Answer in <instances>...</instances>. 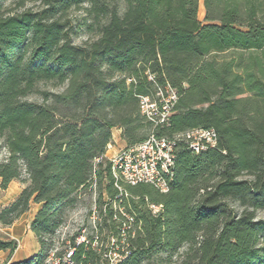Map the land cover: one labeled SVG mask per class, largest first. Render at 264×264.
<instances>
[{"label": "trees", "instance_id": "1", "mask_svg": "<svg viewBox=\"0 0 264 264\" xmlns=\"http://www.w3.org/2000/svg\"><path fill=\"white\" fill-rule=\"evenodd\" d=\"M203 10L200 22L198 0L0 2V185L22 186L0 227L39 206L29 225L39 251L10 264H46L93 186L104 240L117 235L114 216L124 221L113 205L133 217L120 264H264V0H203ZM149 75L177 94L157 136H217L199 154L178 144L165 194L115 183L105 158L113 129L126 146L148 136L138 97L154 95ZM75 237L74 264H99ZM16 248L0 240V251Z\"/></svg>", "mask_w": 264, "mask_h": 264}, {"label": "built area", "instance_id": "2", "mask_svg": "<svg viewBox=\"0 0 264 264\" xmlns=\"http://www.w3.org/2000/svg\"><path fill=\"white\" fill-rule=\"evenodd\" d=\"M148 80L154 84V97H138L140 115L151 126L148 136L140 143L118 148L111 156H107L112 148V143L109 144L105 158L110 163L115 183L130 186L146 184L160 194H165L171 180L178 144L182 143L192 153L199 154L206 149L215 148L217 136L214 130L202 128L187 130L171 138L157 136L155 131L167 124L171 110L177 102V94L169 85L158 86L152 75L148 76ZM149 210L152 216H157L162 206L150 205ZM102 211L104 214V209ZM119 213L124 221L113 217L117 235L109 233L104 240V235L100 232L102 214L96 204H93L89 215L90 234L87 235L85 230H82L74 239L75 245H82L85 250L99 253L102 260L99 264H120L129 254L125 243L126 231L130 229L134 220L128 213L121 210ZM74 253L75 248L68 244V248L61 256L51 251L46 264H74Z\"/></svg>", "mask_w": 264, "mask_h": 264}, {"label": "rangeland", "instance_id": "3", "mask_svg": "<svg viewBox=\"0 0 264 264\" xmlns=\"http://www.w3.org/2000/svg\"><path fill=\"white\" fill-rule=\"evenodd\" d=\"M16 1L17 0H0V2L5 7H9ZM27 6H30V5H27ZM71 16L76 24L80 23L81 18H82L81 12L72 13ZM203 18H204L203 0H198L197 19L198 21L202 22ZM84 40H86V37L80 36L74 40V44L78 45ZM150 97H154V95ZM30 100H34V98H30ZM116 142L117 143H113L112 141L111 151L113 152H115L118 149V146L122 145V143L119 140H116ZM108 156H111V153H109ZM105 183L106 182L103 181V185ZM18 189H22V186L18 182H15L11 186L7 187L6 189H2L0 185V204H3L9 199H11L14 193H16ZM101 196H102V201L103 200L105 201L106 200L105 194L102 193ZM98 198H99V193L97 191L96 186H93V188L91 189V193L87 191L86 193L81 195V200H80L78 207L75 210L66 214V217L64 218L62 226L56 231L54 238H53L55 247L53 248L52 251H55L56 253L61 252V255H62V253H64L65 250L68 248L69 238L76 236L82 230H85V234L87 235L90 234L89 215L93 207V204L96 203ZM113 209L119 211L116 205H113ZM256 219L264 220V210L258 211L256 213ZM3 234L4 233L3 231H1V227H0V238L3 237ZM61 242H62V246L60 245ZM175 260L176 258L174 259V261Z\"/></svg>", "mask_w": 264, "mask_h": 264}, {"label": "crops", "instance_id": "4", "mask_svg": "<svg viewBox=\"0 0 264 264\" xmlns=\"http://www.w3.org/2000/svg\"><path fill=\"white\" fill-rule=\"evenodd\" d=\"M112 138L113 143H117L116 140H119L122 145L118 146L121 148L125 146L124 142L120 139V133L118 130H112ZM113 153V151H108V154ZM15 182H10L7 187L11 186ZM21 189H18L16 193H14L13 197L6 201L3 204H0V209L6 207L10 204L20 193ZM38 205H32L30 210L22 215L16 222H14L10 227L3 228L1 227V231H3V237L0 240L8 241L14 240L17 242V248L13 254L9 255L8 252L0 251V264H10L16 262L26 261L33 256H35L39 251V245L34 237V235L29 230L30 222L32 221L35 213L38 211Z\"/></svg>", "mask_w": 264, "mask_h": 264}]
</instances>
